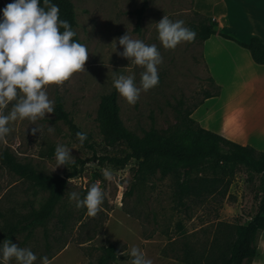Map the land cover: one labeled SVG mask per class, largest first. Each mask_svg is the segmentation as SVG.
I'll return each mask as SVG.
<instances>
[{"label":"rangeland","instance_id":"obj_1","mask_svg":"<svg viewBox=\"0 0 264 264\" xmlns=\"http://www.w3.org/2000/svg\"><path fill=\"white\" fill-rule=\"evenodd\" d=\"M69 1L74 8L75 32L86 46L88 58L84 71L45 90L54 103L57 97L62 100L73 123L87 133L91 148L75 140L54 112L36 120L19 116L12 119L14 107L24 96L19 89L16 97L0 107V115L9 117L6 127L10 129L0 139V155L7 151L16 161L40 173L60 177L71 172V164L85 161L80 173L67 179L64 195L52 216L41 226L14 234L10 241L33 251L37 256L34 264H43L45 256L49 264H99L109 246L115 248L116 259L108 264H131L133 246L152 264L217 263L234 241L233 227L247 224L257 213L264 193L263 174L239 165L231 170L211 165L187 176L182 170L162 176L160 171L138 172L135 160L116 168L101 166L95 158L128 152L123 144L105 146L96 122L101 98L112 91L117 94L123 126L138 138L173 127L179 102L183 109H192L206 93L216 92L195 29L208 21L193 12L191 0ZM11 2L0 0V9ZM226 3L230 19L239 13V0ZM138 10L142 13L137 29ZM164 16L172 21L183 20L184 26L195 32L194 40L181 42L175 49L163 48L156 24ZM245 28V22L240 21L237 29ZM231 30L227 28L225 33ZM125 34L155 44L162 57L157 66L159 83L147 92L141 91L134 105L126 103L113 87V79L119 75L133 76L139 86L145 71L143 66L133 64L132 58L118 55L123 51L118 38ZM237 38L245 40L239 34ZM58 144L69 148L71 160L56 167L54 152ZM103 170H109L113 178L106 180ZM92 184L101 188L104 200L98 213L88 216L85 208H77L75 201L69 200V194L76 192L82 199ZM47 197L48 192L32 188L0 161V232L16 224L31 208L39 209ZM255 247L257 256L248 264H264V231L257 234ZM9 264L17 262L12 259Z\"/></svg>","mask_w":264,"mask_h":264},{"label":"clouds","instance_id":"obj_2","mask_svg":"<svg viewBox=\"0 0 264 264\" xmlns=\"http://www.w3.org/2000/svg\"><path fill=\"white\" fill-rule=\"evenodd\" d=\"M41 0H12L0 9V107L17 95V89L24 94L11 118L36 120L45 113L54 111V102L45 90L49 85H61L74 73L84 71L88 50L74 37L76 32L70 23L59 18V6L51 0H43L47 7L40 6ZM63 29L61 31L60 29ZM158 39L165 49H175L181 42H190L195 32L184 26L183 20H170L164 16L156 24ZM123 51L118 55L132 58V63L145 68L139 86L131 75H119L113 79V87L129 105H134L141 91L147 92L159 83L157 66L162 57L155 44L132 39L128 34L118 38ZM9 117L0 115V139L6 137L10 129L6 127ZM51 130V129H50ZM36 129H33L35 132ZM81 145L87 133L77 132ZM54 157L56 167L71 160L69 148L58 144ZM106 180H111L109 170H103ZM77 208H85L88 216H95L103 204L104 194L100 187L92 184L82 199L76 192L69 194ZM131 264H152L139 248H131ZM15 259L17 264H34L37 256L29 248L20 247L5 239L0 242V264H9ZM43 264H49L42 257Z\"/></svg>","mask_w":264,"mask_h":264},{"label":"trees","instance_id":"obj_3","mask_svg":"<svg viewBox=\"0 0 264 264\" xmlns=\"http://www.w3.org/2000/svg\"><path fill=\"white\" fill-rule=\"evenodd\" d=\"M51 2L59 6V18L67 20L75 31L76 20L72 3L69 0H51ZM40 6L47 7L43 4V0H41ZM141 13L140 10L135 13L137 29L140 25ZM203 18L208 23L201 22L195 27L202 43L210 36L218 34L220 37L234 41L240 47L247 49L256 65H264V43L262 40L258 37H251L245 43L238 42L231 35L221 31L217 32L215 20ZM60 30L63 31L62 28ZM74 39L78 41L77 35ZM210 81L213 83L212 79ZM211 96L212 94L206 93L203 99ZM202 101L194 105L192 109H183L182 102H179L175 109L177 122L173 127L162 132L150 131L142 138H138L123 126L119 118L116 92L112 91L103 96L98 104L96 122L105 146L113 148L117 144H123L128 152L123 155L95 157L98 164L122 168L131 160H135L138 162V172L153 174L160 171L162 176L172 170H182L183 174L187 176L211 165L228 167L230 170L239 165L255 174L264 175L263 152H258L249 146L232 143L219 135L206 131L190 117L192 111ZM53 112L55 118L68 126L73 138L78 141L76 133L81 131L64 110L63 102L59 97L55 99ZM83 146H90L88 137ZM0 161L10 172L26 180L32 188L48 192L47 199L39 209L31 208L16 224L6 226L0 232L2 240H11L14 234L32 230L44 224L52 216L54 208L62 199L67 179L75 178L85 164V161L71 164V172L66 177H60L40 173L29 164L16 161L7 151L1 153ZM78 164L80 167L77 169ZM233 229L235 238L228 246L226 255H221L219 261L212 264H248L257 256L255 239L260 231H264V193L252 220L245 225H236ZM115 259V248L109 246L105 249L99 264H108Z\"/></svg>","mask_w":264,"mask_h":264},{"label":"crops","instance_id":"obj_4","mask_svg":"<svg viewBox=\"0 0 264 264\" xmlns=\"http://www.w3.org/2000/svg\"><path fill=\"white\" fill-rule=\"evenodd\" d=\"M191 2L195 14L217 22V32L229 28L226 34L238 42L258 37L264 43V0H239V13L230 19L226 0ZM240 21L244 30L237 29ZM201 54L216 94L203 99L190 117L206 131L264 153V65H256L247 49L218 34L202 43Z\"/></svg>","mask_w":264,"mask_h":264}]
</instances>
